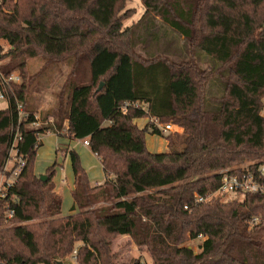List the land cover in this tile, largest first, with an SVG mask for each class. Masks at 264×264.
<instances>
[{
    "label": "trees",
    "instance_id": "1",
    "mask_svg": "<svg viewBox=\"0 0 264 264\" xmlns=\"http://www.w3.org/2000/svg\"><path fill=\"white\" fill-rule=\"evenodd\" d=\"M130 1L0 0V40L10 44L0 69L22 77L0 108V171L17 132V157L25 160L0 201V225L7 205L12 221L25 225L11 238L0 233V264H73L69 255L77 264H142L116 261L119 236L147 247L154 264H264V193L195 204L196 195L219 190L223 170L264 165V0H141L143 19L126 26L138 12ZM157 23L185 41L187 59L136 52L140 29L155 38ZM41 56L67 60L72 70L54 107L40 115L25 70ZM212 77L221 93L208 96ZM15 97L27 113L20 121ZM126 102L147 111L123 113ZM140 118L181 130L165 137L168 152L148 150V133L164 135L154 124L141 129ZM48 132L88 140L106 176L92 185L80 156L68 152L77 204L68 216L53 190L57 163L46 181L35 172ZM200 236L197 252L186 245Z\"/></svg>",
    "mask_w": 264,
    "mask_h": 264
},
{
    "label": "rangeland",
    "instance_id": "2",
    "mask_svg": "<svg viewBox=\"0 0 264 264\" xmlns=\"http://www.w3.org/2000/svg\"><path fill=\"white\" fill-rule=\"evenodd\" d=\"M128 8H135L138 12L132 19H129L125 22L126 26H130L133 23H138L140 20L143 19L145 10L141 0H131L128 4ZM147 21L148 20H143V22L145 23H147ZM155 32L157 34L155 35V38H153L151 35L144 34V29H140L136 39L137 53L144 57H149V55H152L153 53H156L158 55H171L177 61H181L189 57V48L187 44H185V41L178 35L173 33L167 27L161 25L160 23H157V28L155 29ZM0 50L1 56L7 54L10 50V44L5 40H0ZM196 58L198 59L200 63L199 65L202 68L207 69L209 67L208 60L203 57L201 53L198 54ZM9 61L10 57H6L2 61H0V65H7ZM82 68L86 70L87 63H84V66ZM71 70L72 64L67 60L60 62H52L45 56H41V58L39 57L38 59H33L29 61L28 68L27 70H25V77H27L28 83H30L31 80L32 86L30 89V95L35 101V106L37 105L39 107L40 112L38 113L40 115L42 111L47 112L54 107L55 98L59 95L60 91L62 90V87L65 84V81L67 80ZM20 72V70L15 71V73L18 75H20ZM30 75L33 77V81ZM211 79L212 80L209 83V86L207 87L209 89L208 96L219 95L221 93V83L217 81L215 77H212ZM7 105L8 102L6 100H0L1 109L6 108ZM148 125H150L151 127L153 126L151 122H149ZM173 129L174 132L170 131L168 133H163L164 137L148 133L149 135H146V144L148 150L154 153L168 152L169 148L165 137L169 135H174L175 133H181V130L176 128L174 125ZM40 138L43 142H41V147L38 149V155L35 164V172L40 176L45 175L47 170L55 163H57V166L55 168L56 175L53 181L55 180L57 184L62 186L61 190L65 189V201L62 203L61 215H71L73 213L70 209L69 204L73 202V198L71 197V190L73 188L74 175L72 172L69 157L62 156L60 152L57 154V148H59V146H62L63 142L59 141L58 137L54 134H42ZM77 144L83 145V142L77 141ZM81 148L82 147L80 146L79 149ZM66 175L69 176V182L62 183V181L65 180ZM92 184H94V181L92 182ZM236 196L237 195L235 194H228L222 195L220 197H222L224 200H228ZM2 221L3 223L0 225V233L1 235L8 236L9 238H11L12 233H14V231L18 227L25 225L13 222L12 219L7 216L6 211L3 214ZM13 241L14 246L15 243H19V241L15 239ZM201 241L202 240L200 239L187 241L186 245L197 252ZM6 246L12 247L11 244ZM12 248L14 249V247ZM112 252L116 254V261H118L119 263H129L134 259H140L142 264H154L147 247L136 246L129 236H119L115 238V240L113 241ZM67 259L72 260L73 264H77L75 262V259H73L71 255H69Z\"/></svg>",
    "mask_w": 264,
    "mask_h": 264
},
{
    "label": "built area",
    "instance_id": "3",
    "mask_svg": "<svg viewBox=\"0 0 264 264\" xmlns=\"http://www.w3.org/2000/svg\"><path fill=\"white\" fill-rule=\"evenodd\" d=\"M21 76L15 72L10 75L4 74L0 70V100H6L10 102L11 95L13 94V84H20ZM16 100V97H15ZM133 107L135 109H142L147 111V105L141 102H126L123 107V113L127 112V109ZM16 108L18 111L19 121L27 117L25 112V104L22 101L16 100ZM264 116V111H263ZM151 123L154 124L162 133L174 132L173 125L164 124L159 122L158 119L150 118ZM20 139V135L16 134L13 146L9 153V159L5 166L0 171V201L5 200L8 197L9 190L17 182V179L25 166V160L23 157H17V141ZM40 140V139H39ZM83 143L89 146L88 140H84ZM11 164V165H10ZM264 193V165L259 166L257 169H252L250 166H246L243 170H223L221 172V186L219 190L207 197L196 195L195 204L207 202L212 198V195L222 196L228 194L246 195V194H260ZM14 201V200H13ZM8 203V202H7ZM6 210V214L9 218H13L14 211L9 208ZM186 209L188 207H185ZM259 218H254L251 224L259 223ZM200 240L204 239V236L199 237Z\"/></svg>",
    "mask_w": 264,
    "mask_h": 264
},
{
    "label": "crops",
    "instance_id": "4",
    "mask_svg": "<svg viewBox=\"0 0 264 264\" xmlns=\"http://www.w3.org/2000/svg\"><path fill=\"white\" fill-rule=\"evenodd\" d=\"M7 107H8V105H7ZM149 122H151V119H149V118H140V119H137L135 121V123L141 129L148 126ZM64 126H65V128H67L68 123L65 122ZM45 134H54L58 137L59 141L63 142V145L59 146V148H57V154L60 152L62 154V156L69 157L70 164H71V159H70V156L68 155V152L70 150H74L80 156L81 164H82L83 168L87 171L89 179L91 178L90 181H92V182L94 181V184H92V182H91L92 185L100 186L106 181L104 169H103V166H102L101 161L98 158V156L95 153H93L91 151V149L89 148V146H86L84 143H83V145L77 144V141L83 142V140H73L70 138L69 134L66 132L62 135H58V134H55L52 132H48ZM147 135H149V134H147ZM40 137H41V135H40ZM40 142H43L41 140V138H40ZM167 145H168V141H167ZM80 146L82 147L81 149H79ZM100 165H101V167H100ZM71 168H72V164H71ZM72 172H73V170H72ZM73 175H74V173H73ZM73 178H74V183H75V177L73 176ZM63 182L64 183L69 182V176L66 175L65 180H63L62 183ZM74 183H73V188L71 190V197L73 198V202L69 204L72 213L77 212V204H76V201L74 199V189H75ZM54 186H55L54 187L55 194L58 197H60L61 212H62V203L65 201V189L61 190L62 186L57 184L55 182V180H54Z\"/></svg>",
    "mask_w": 264,
    "mask_h": 264
},
{
    "label": "water",
    "instance_id": "5",
    "mask_svg": "<svg viewBox=\"0 0 264 264\" xmlns=\"http://www.w3.org/2000/svg\"><path fill=\"white\" fill-rule=\"evenodd\" d=\"M43 181H46L47 180V177L46 175H41L40 177ZM57 264H64L63 262H58Z\"/></svg>",
    "mask_w": 264,
    "mask_h": 264
}]
</instances>
